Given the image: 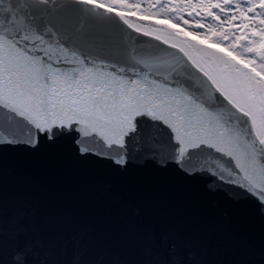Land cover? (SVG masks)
<instances>
[{
	"label": "snow or ice",
	"instance_id": "obj_1",
	"mask_svg": "<svg viewBox=\"0 0 264 264\" xmlns=\"http://www.w3.org/2000/svg\"><path fill=\"white\" fill-rule=\"evenodd\" d=\"M67 2L115 16L146 39L127 42V75L93 70L41 11L57 0H0V146L36 149L70 134L83 158L207 174L215 177L211 192L255 198L264 212V0H148L142 14L128 0ZM130 16L156 25L141 27ZM74 67L75 78L62 72ZM63 239L45 238L22 213L7 239L0 225V264H56ZM140 243L138 255L156 256L161 247L168 257L122 258L108 249L86 261L87 245L81 250L77 239L69 264H191L164 235L149 231ZM240 264H264V253Z\"/></svg>",
	"mask_w": 264,
	"mask_h": 264
},
{
	"label": "water",
	"instance_id": "obj_2",
	"mask_svg": "<svg viewBox=\"0 0 264 264\" xmlns=\"http://www.w3.org/2000/svg\"><path fill=\"white\" fill-rule=\"evenodd\" d=\"M41 11L74 57L93 70L114 67L121 74L124 68L127 75V42L131 46L146 39L136 37L115 16L67 0ZM62 72L77 75L75 67ZM214 179L147 160L133 159L120 169L99 157L83 158L70 134L36 149L0 146V225L7 239L12 222L26 213L45 238L63 235L56 264H69L77 239L81 250L87 245L86 261L108 249L126 254L122 258L166 259L161 247L156 256L138 255L141 238L149 231L157 240L164 235L175 243L191 264L260 261L264 212L255 198L235 202L226 191L211 192L208 184Z\"/></svg>",
	"mask_w": 264,
	"mask_h": 264
},
{
	"label": "trees",
	"instance_id": "obj_3",
	"mask_svg": "<svg viewBox=\"0 0 264 264\" xmlns=\"http://www.w3.org/2000/svg\"><path fill=\"white\" fill-rule=\"evenodd\" d=\"M128 2L129 3H133V4H135V3H140L141 5H142V9H141V14L143 13V7H146L147 6V3H148V0H128ZM130 17H137L138 18V16H130ZM144 21H147V22H152V23H154V21H156L155 19H149V20H144Z\"/></svg>",
	"mask_w": 264,
	"mask_h": 264
},
{
	"label": "rangeland",
	"instance_id": "obj_4",
	"mask_svg": "<svg viewBox=\"0 0 264 264\" xmlns=\"http://www.w3.org/2000/svg\"><path fill=\"white\" fill-rule=\"evenodd\" d=\"M130 21L133 22V23H139L141 27H148L150 25H156V21H154V23H150V22H147V21H144V20H139V18L137 17H130Z\"/></svg>",
	"mask_w": 264,
	"mask_h": 264
}]
</instances>
